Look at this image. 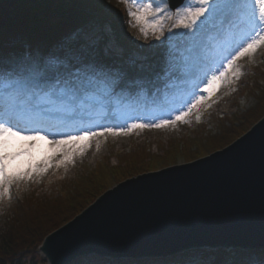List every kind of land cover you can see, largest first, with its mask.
I'll return each instance as SVG.
<instances>
[{
	"label": "rangeland",
	"instance_id": "1",
	"mask_svg": "<svg viewBox=\"0 0 264 264\" xmlns=\"http://www.w3.org/2000/svg\"><path fill=\"white\" fill-rule=\"evenodd\" d=\"M112 1L120 4L118 0ZM144 2H148V0H144ZM152 2L154 6L159 5L164 7L166 13L172 17L171 19L164 20L163 35L159 39L152 33H149L145 37L139 32L138 28H132L125 8L123 19L126 31L135 33L138 37L137 40L147 46L156 44L158 47H161L165 51L164 56L167 57V67L172 68L175 66L179 70L178 73L173 76L172 73L167 72L164 76L166 83L164 87L159 89L161 98L143 108L146 109L145 112L142 110L143 106H139V99L136 96L131 97L127 102L124 101L122 96H119V98L112 96L115 87V78L112 71L95 62L85 63L82 65L81 70L94 69L97 74H107V80L110 85L107 90V96L105 97L103 94H100L99 102L95 105L96 112L103 111L101 110L103 108L99 106L101 104L107 106L104 110H108L101 117L97 118L94 117L95 111H88V117H85L88 123L81 126L85 130L102 131L104 128H112L114 131L119 132L121 129L127 130L128 126L132 123L155 125L162 119H174L181 111H187L190 102L197 96L208 95V93L202 92L207 80L213 74L218 75L219 71L223 70L222 64L227 63L230 55L246 42L251 33L246 10L242 7L228 14L217 13L207 19L201 17L192 28L184 29L173 27L177 19L176 12L189 5L198 7L197 0H185L175 10L169 7L167 0H152ZM225 2L226 0H213V3L217 7H222ZM236 3L244 5L248 3V0H236ZM101 30L102 26L94 22L92 27L77 31L70 37L69 41L70 43L80 44L86 50V47L83 45L94 42V39L97 38ZM197 49L200 50L197 51ZM69 55L74 60H81V56L75 50H71ZM131 60L134 61L135 59L131 58ZM237 64L240 66L242 73L239 79L229 77L231 83L225 84H221L218 81L210 88L211 95L208 97V100L198 108L193 109L185 118L187 122L177 121L175 124H168L164 127L136 128L127 134L98 136L96 137L97 141L95 143L90 142V146L83 154L74 155L72 162L59 167L57 165L61 160V156L59 155L61 146L54 145L47 137L35 140L28 138L35 136L37 133L39 136L47 135V133L55 135L56 132H59V129L51 130L48 127H44L45 124L41 126V123L44 122V118H47V122L50 124L55 123L56 120H51L47 115L39 117L32 114L19 115L11 123L20 129L19 136L25 138L24 144L20 148H8L7 152L21 153L30 151L31 155H17L16 159L10 163V171L19 170L27 172L31 168L32 178L14 182L10 190V196L0 201V208L2 205L10 206L19 198L26 197L31 186L38 181L46 180L48 177L52 178L53 175H56V173L61 174V172L76 179V175L79 172L94 169L99 164L107 162L108 158L110 165L116 166L120 162L121 164L124 162L126 154H139L141 151H144L147 155L145 158L147 159L138 168V173H149L191 162L214 153L215 151L213 150L215 148L222 147L218 142L219 140L216 139L220 135L216 127L217 125H215L216 119L219 116L221 119H229V129L232 131L240 129L238 131H241L244 124L240 122L241 119L257 109L259 103L257 100L258 93L264 91V46L257 49L252 63L249 62L247 57H244ZM185 81H188L192 85L186 86ZM256 84H259L261 87L251 90L252 87H257ZM219 87L223 89L221 95L216 94V90ZM226 90L229 93H226ZM250 91L252 93L255 92V94H252ZM137 93L141 97L148 95L145 90L137 91ZM226 98H232L233 100L227 103L229 107L224 111L221 110L220 105ZM140 108L141 110H139ZM118 109L121 110L117 112ZM197 115L200 117L199 121L196 119ZM79 119L81 117L65 116L61 122L57 121V125L62 124V122L67 123L68 121H77ZM113 119H123L124 123L118 127L117 124H110L109 126L107 122ZM31 122L36 127L26 126L27 124H31ZM77 128L78 126L75 127L76 130ZM64 132L72 133L70 130ZM246 132L242 133L239 137ZM15 137H8L9 142H12L11 140ZM200 137L203 138L201 145L195 144ZM236 139L230 138V141L233 140L231 143ZM191 141L195 142L191 144ZM98 147L99 150H97ZM90 153H94L98 157V160L94 161L90 158ZM46 161L51 164L50 167H46ZM45 167L46 171L42 173L36 171V169H44ZM115 180L112 179L108 183L109 189L118 184ZM43 242L37 248L35 259L40 262L42 260V264H47L41 251ZM202 250H190L167 258L133 260L134 262L126 259H110L97 255H88L76 259L71 264H204V262L205 264H214L212 259L207 261L202 260ZM254 253L252 250H246V263L264 264V260L261 261V258H259L262 255L257 253L259 256L255 257ZM262 257H264V254ZM200 260L202 261L200 262Z\"/></svg>",
	"mask_w": 264,
	"mask_h": 264
},
{
	"label": "trees",
	"instance_id": "2",
	"mask_svg": "<svg viewBox=\"0 0 264 264\" xmlns=\"http://www.w3.org/2000/svg\"><path fill=\"white\" fill-rule=\"evenodd\" d=\"M124 13V5L112 0H0V72L27 70L61 76L78 73L85 63L95 62L112 71L113 97L122 96L127 102L136 96L146 112L143 108L161 98L159 89L166 83L167 72L175 76L179 70L175 66L167 67L161 47L147 46L137 40L135 33L126 31ZM94 22L102 30L94 42L83 45L86 50L80 44L70 43L72 35L92 27ZM71 50L81 56L80 61L70 57ZM256 86L251 90L261 87ZM143 90L148 95L141 97L137 91ZM258 94V107L241 119L244 123L241 131L230 130L229 119L220 116L216 119L220 133L216 139L222 147L213 151L229 145L233 141L230 138H238L264 116V91ZM202 141L200 137L195 144L201 145ZM146 156L144 151L128 153L124 162L116 166H111L108 158L94 169L79 172L76 179L56 173L34 183L26 197L10 206L2 205L0 264H42L35 254L43 240L107 191L112 179L119 183L145 173H138V168ZM201 254L202 260L212 259L214 264H248L246 252L239 249H204Z\"/></svg>",
	"mask_w": 264,
	"mask_h": 264
},
{
	"label": "water",
	"instance_id": "3",
	"mask_svg": "<svg viewBox=\"0 0 264 264\" xmlns=\"http://www.w3.org/2000/svg\"><path fill=\"white\" fill-rule=\"evenodd\" d=\"M167 1L175 10L185 0ZM205 248L264 249V117L221 150L108 189L49 234L41 251L47 264H71Z\"/></svg>",
	"mask_w": 264,
	"mask_h": 264
},
{
	"label": "snow or ice",
	"instance_id": "4",
	"mask_svg": "<svg viewBox=\"0 0 264 264\" xmlns=\"http://www.w3.org/2000/svg\"><path fill=\"white\" fill-rule=\"evenodd\" d=\"M127 10L130 26L138 28L145 37L152 33L157 39L163 35L164 20L171 19L164 7L156 5L152 0H118ZM198 7L189 5L176 12L174 28L190 29L196 25L201 17H211L217 13H231L238 8L246 10L251 33L246 42L242 44L222 64V71L213 74L207 80L206 86L202 89L208 95H199L190 102L187 111H181L174 119L161 120L158 124H137L132 123L127 130L119 132L112 128H104L102 131L84 130L69 133L64 139H53L51 143L61 146L59 155L61 160L57 167L70 163L74 155L83 154L90 146V141L98 136L108 134H127L136 128L164 127L168 124H175L177 121L187 122L185 119L193 109L198 108L208 100L211 95L209 91L218 81L221 84L231 83L229 77L239 79L242 75L240 66L237 64L242 58L247 57L253 62V56L257 49L264 46V0H248V3L239 5L236 0H226L222 7H217L213 0H197ZM207 14V16H206ZM107 74H97L94 69H84L78 73H68L61 76L40 75L34 71L13 72L4 74L0 72V201L10 196V190L14 182L22 179H31V168L27 172L19 170L10 171V163L17 155H31V152L9 153L8 137L19 136L20 129L11 121L21 114H32L37 117L48 114L58 117H83L91 111L99 102L100 94L107 96L109 88ZM197 121L200 117L197 115ZM29 139H45L37 133ZM71 145V147H69ZM50 167L49 162H45ZM36 169L38 173L46 171Z\"/></svg>",
	"mask_w": 264,
	"mask_h": 264
},
{
	"label": "bare ground",
	"instance_id": "5",
	"mask_svg": "<svg viewBox=\"0 0 264 264\" xmlns=\"http://www.w3.org/2000/svg\"><path fill=\"white\" fill-rule=\"evenodd\" d=\"M198 50H200V49H197V51ZM196 81V80H195ZM185 83V85L186 86H191L192 84L191 83H189L188 81H185L184 82ZM222 91H223V89L222 88H220L219 87V89H217L216 90V94H218V95H221L222 94ZM226 93H229V91L228 90H226L225 91ZM233 99L232 98H226L224 101H222L221 102V105H220V108H221V110H224V111H226L227 110V108L229 107V105L227 104V103H229V102H231ZM95 108L96 107H94L93 109H92V112H94V114H95V116L94 117H101L104 113H105V111H107V110H104V109H106L107 107H102L103 109H101V110H103V111H97L96 112V110H95ZM121 109H118L117 110V112L118 111H120ZM112 115V114H111ZM47 116H49L50 118H56L55 120H56V122L55 123H53V124H50V123H48L47 122V119H45L44 120V122H42L41 123V126L42 125H44V127H48L49 129H51V130H56V129H59L58 131L59 132H56V134L55 135H57V136H55V135H53L52 133H47V135H40L41 137H47L50 141H52L54 138L55 139H64V138H66V136L69 134V133H66V132H64V131H66V130H70L72 133H75V132H77V131H84L85 130V128H83V127H81L82 125H85V123H88V122H86V119H85V117L87 116L88 117V113L86 112L85 113V115L83 116V117H81V119H79V120H77L76 122H74V123H65V122H62V124H60V125H57V121L58 122H61V120L65 117V116H62V117H58V116H54V115H48L47 114ZM92 116V117H93ZM91 117V118H92ZM91 121H94V120H91ZM123 123H124V120L123 119H117V120H109L108 122H107V124H109V126H110V124H112V125H114V124H117V127L118 126H122L123 125ZM80 125V126H79ZM26 126H28V127H30V126H34V127H36V125L33 123V122H31V124H27ZM78 126V128H77V130L75 129V127H77ZM81 129V130H80ZM49 134V135H48ZM24 140H25V138H23V137H21V136H16L14 139H12L11 141L12 142H9V147L8 148H15V147H21V146H23V144H24ZM97 141V139L96 138H93L90 142L91 143H95ZM15 142H17L16 144H15ZM121 142H123V141H121ZM97 150H99V147L97 148ZM89 157L90 158H92L94 161H96V160H98V157L94 154V153H90L89 154Z\"/></svg>",
	"mask_w": 264,
	"mask_h": 264
}]
</instances>
